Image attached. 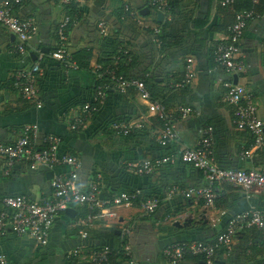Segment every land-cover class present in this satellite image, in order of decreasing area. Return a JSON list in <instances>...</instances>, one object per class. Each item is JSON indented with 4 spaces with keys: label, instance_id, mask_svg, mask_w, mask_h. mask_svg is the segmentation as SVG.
Wrapping results in <instances>:
<instances>
[{
    "label": "crops",
    "instance_id": "obj_1",
    "mask_svg": "<svg viewBox=\"0 0 264 264\" xmlns=\"http://www.w3.org/2000/svg\"><path fill=\"white\" fill-rule=\"evenodd\" d=\"M3 1L0 0V4ZM70 1L25 0L15 10L19 18H34L38 26V34L29 43L26 54L16 52V36L0 27V142L10 144L16 140L24 125L37 124L38 144L45 136H53L59 139V155L72 154L80 159L76 181L80 189L87 190L100 177L98 181L104 199L122 190L123 186V189L129 187L140 192L148 191L152 186L160 187L165 198L150 217H145L138 205L110 210L113 217L109 214L96 216L92 226L86 229L89 234L87 240L80 234V210L76 211L75 220H68L66 214L67 217L61 216L55 221L46 246H40L28 237H18L10 229L6 236L0 238V255H4L9 264H68V253L73 249L98 245V237L104 238L102 245L112 243L107 239L109 233H120L121 229L128 227L131 229L127 238L130 259L122 264H167L164 250L168 246L217 236L225 230L235 213L252 207L264 212V194L243 191L236 196L228 192L226 187H233L228 183L216 184L215 198L220 201L211 208H206L202 200L186 198L180 192L168 196L170 189L176 186L189 189L206 185L203 174L177 164L158 169L149 178L129 181L125 178L126 183L123 178L126 163L132 159L157 160L161 156L178 154L184 147L198 148L204 131L211 126L215 130L213 157L218 166L264 172V154L257 159L258 167L255 166V151L250 158H243V153L251 148V139L234 126L233 106L226 101V84L229 81L240 83L246 94L253 96L258 116L264 122V14L248 24L241 43L245 66L241 72L230 76L215 70L208 56L211 47L227 38L223 32L209 31L219 22L218 0H183L168 29V34L172 36L169 42H181L162 53L149 32L144 30L153 28L164 19L158 22L160 12L150 9L151 0H77L82 19L69 31L68 48L72 53L90 50L92 69L69 70L53 60L44 63L39 106L22 97L14 86V79L21 70L29 68L36 59L43 58L44 53L56 47V28L65 18ZM127 10L141 15V24L129 19ZM204 21H207L204 30L209 32V40L203 50H199L195 34ZM100 22H105L108 30L116 31L119 39L125 41L136 54L140 63L131 67L127 76L152 72L156 78L166 74L182 76L187 60L192 59L195 72L191 85L192 115L176 123L180 139L166 150L155 142L160 126L153 102L141 98L133 90L109 93L98 114L84 129L71 130L70 123L79 113L82 101L94 93L98 81L96 69L107 65L115 50V43L99 33ZM149 81L152 83V80ZM115 120L131 124V136L115 135L110 129ZM140 124L142 128L138 127ZM5 170L0 159V197L21 195L32 200L49 198L52 195L53 174L67 172L65 167L54 171L44 167L32 169L27 161L17 162L8 176L4 174ZM3 211L7 210L0 203V213ZM188 219L191 224L184 227ZM177 223L181 226H175ZM262 232L261 250L253 252L246 249L244 243L236 241L230 252L220 250L213 264H264V229ZM181 264L206 263L202 258L189 257Z\"/></svg>",
    "mask_w": 264,
    "mask_h": 264
},
{
    "label": "built area",
    "instance_id": "obj_2",
    "mask_svg": "<svg viewBox=\"0 0 264 264\" xmlns=\"http://www.w3.org/2000/svg\"><path fill=\"white\" fill-rule=\"evenodd\" d=\"M25 0H4L0 4V27L9 30L17 38L16 52L28 53L27 48L32 39L38 34V26L34 18L20 19L14 15V6L23 3ZM234 0H222L221 4L230 5ZM151 6L160 13H165L168 7V0H152ZM130 17L141 24L140 18L134 11L127 10ZM258 17V16H257ZM256 18L254 11L239 13L235 22L229 27L227 38L219 42L214 50V69L224 70L230 76H235L244 68V59L241 51V43L251 20ZM76 20L65 16L58 24L56 30V48L49 53V57L60 62L66 69L77 70L78 66L68 49L67 30ZM102 35L107 33L105 22L99 24ZM156 33L159 32L154 27ZM42 58L34 62L32 66L21 70L14 79V86L22 97L30 102L41 105L38 99L39 88L38 78L43 75L41 66ZM187 70L184 80L179 86L192 85L195 79L192 59L187 60ZM108 76L112 86L120 90L134 89L145 100H151V93L147 85L140 80H126L119 76L115 68L108 69L101 73L99 78ZM107 85L97 87L93 94L92 101L80 107L79 113L70 123L73 131H80L90 122L94 113L98 112L99 106L104 104ZM226 101L233 106V124L241 131H249L253 137V147L243 153V158H250L252 151L261 149L264 146V122L258 116V108L254 98L246 94L245 88L238 82L229 81L226 84ZM153 109L157 112L164 126L157 133L156 141L163 147H169L180 139L174 118L165 106L160 102H153ZM179 119L185 120L192 115L188 107L178 109ZM173 120V121H172ZM138 127L142 128L140 124ZM110 129L117 136H129L132 133V125L126 121H118L111 124ZM39 126L37 124L24 125L16 138L10 144L0 142V159L3 160L8 176L14 165L22 160L29 162L32 169L44 167L54 171L56 168H67L66 173H54L51 179L52 195L41 200H32L26 196H4L0 197V203L7 211L0 213V238L6 236L11 229L18 237H28L35 240L38 245L46 246L50 232L55 221L68 208L75 205L85 206L87 216L80 220L82 228L89 229L92 222L99 215L109 214L114 216L110 210L120 207H131L136 205L141 195L140 191L133 193H120L111 199H101V189L98 177L92 182L87 190L77 186L78 171L81 161L72 154L59 155L57 148L59 139L53 136H45L41 144L37 143ZM213 128L208 127L204 131L198 148H182L178 154L167 155L157 160H140L126 163L128 172L135 175H150L164 164L182 162L193 166L202 172L206 185L204 187L179 189L177 186L170 189L168 196L180 192L186 198L202 200L206 208H211L216 197L215 186L225 182L232 186L239 187L246 193L264 194V172L250 169H221L213 157ZM158 206V200H147L140 203L144 214H152ZM255 227L264 229V212L257 208H250L242 212L235 219L231 220L225 230L217 235L215 244L206 242L175 243L164 250L167 264H181L186 256H201L206 264H213L216 251L219 248L227 253L232 250L235 234L242 228ZM127 234L131 229L127 228ZM81 237L87 238L88 234L81 231ZM129 253V247H126ZM111 250L108 246L100 250H93L86 247H78L68 253V258L84 262L101 263L107 262ZM0 264H9L4 255H0Z\"/></svg>",
    "mask_w": 264,
    "mask_h": 264
},
{
    "label": "trees",
    "instance_id": "obj_3",
    "mask_svg": "<svg viewBox=\"0 0 264 264\" xmlns=\"http://www.w3.org/2000/svg\"><path fill=\"white\" fill-rule=\"evenodd\" d=\"M76 1L77 0H71L70 3L67 4L68 12H67L66 16H69V17L75 19L76 23H77L79 20L82 19V12L80 11L79 4ZM151 1H150V3H151ZM182 1L183 0H168L167 10L165 13H163V15H164L163 22L158 23L156 26H154V27H157L159 29L158 33L155 32L154 27L153 28H151V27L150 28L149 27L144 28V30L149 32V35L151 36L152 41L160 49L161 53L165 52L169 47H171L173 45H177L181 42V40L175 41V42H169V39H171L170 37H172V36H170L168 34V29L173 22V17L175 16L176 10L181 7ZM221 1L222 0H218V3H219L218 4L219 22L209 30V31H212L211 33L216 31V32H223L226 35H228L229 27L232 26V24L235 22L236 16L239 13L254 11L256 14V18H257V16L260 17L262 14H264V0H234L233 3L230 5L229 4L223 5V4H221ZM22 4L23 3L14 6V15L16 17H18V16L16 15L15 10ZM150 9L155 13H159V11L151 5H150ZM137 15L140 19H142L141 15H139L138 13H137ZM127 17L129 19L135 21L132 17H130L128 11H127ZM99 24H98V30H99ZM74 25H75V23L71 24L68 27L67 35L69 34L70 29ZM206 25H207V21L202 22L198 27L199 28L198 33L195 34V40L197 41L196 43L200 44L199 48H198L199 50H203V48L207 44V41L209 40V32L204 30ZM56 30H57V28H56ZM99 33L101 34L100 30H99ZM104 36H105L104 38L115 43V50L113 52L112 58L110 57V59H109L110 62H108L107 65H104L103 67H100L99 69H96L95 74H96V78L98 79V81H97V85H96L93 92L95 93L97 87L104 86V85L108 86L106 91H105L106 96H108V94L111 92H116V91L117 92H123V90L117 89V88L112 86V83H111L110 78L108 76L105 75L102 78H99V75L101 73H105L108 69L115 68L117 74L119 76H122L126 80L134 79V80L143 81L147 85V87L151 93V101L152 102H160L163 106H165L168 113H170L172 115V117L174 118L175 123L180 121L178 109L181 107L190 108V106H191L190 101L193 100L192 94H191V91H192L191 85L179 86L182 84V82L184 80V76H185V73L187 70V65H188L187 62H186L185 70H184L182 76L177 75V74L167 76V74H166L164 76H161V78H156V75L153 74V72L152 73H140V74L135 75V76L134 75L127 76L129 69L131 67L133 68L134 66H138L140 63V62H138V58H137L136 54L133 52V50L128 46V44L125 41L119 39L118 33L116 31L107 30V33ZM217 44L218 43H216L213 47H211V50L208 53L209 60L211 61L213 67L215 66V64H214V50H215V46ZM67 46H68V41H67ZM54 49H52L50 52L44 53L43 58L41 60V66L44 63H46L47 61L52 60L49 57V53H51ZM71 54H72L73 59L75 60L77 66H78L77 71L78 70H80V71L81 70L91 71L92 68H90V63H89V58L91 56L90 50H82V51L76 52V53L71 52ZM36 61H38V59H36ZM222 71L224 72V70H222ZM43 76L44 75L39 77L38 81H37L39 92H40V88L42 87ZM149 80H152V83H150ZM131 90L136 91L134 89H128V90H125V92L131 91ZM94 93H92V95L90 94V96L88 98H86L82 101L81 107L83 105H85L86 103L92 101V97H93ZM101 108H102V105L99 106L98 112L100 111ZM98 112L94 113L93 116L97 115ZM157 119H158V124L160 126V129H162L164 126V122L159 117ZM232 119H233V117H232ZM118 121H120V120H115L112 123L118 122ZM232 122H233V120H232ZM214 131L215 130L213 128V135H214ZM244 132L250 136V139H251L250 147L252 148L253 147V141H254L253 137L251 136L249 131L245 130ZM129 136H131V134ZM129 136H126V137H129ZM155 142L160 148H163L165 150L168 148V147H163V146L159 145L156 140H155ZM213 146H214V144H213ZM251 148H249V150ZM249 150H246V151H249ZM262 154H264V146L261 149L255 151L254 159L256 161L255 162L256 167H258V160L257 159ZM213 155H214V148H213ZM163 157H165V156H161L159 158L161 159ZM132 160L136 161V159H132ZM22 161H25V160H22ZM176 164H177V166H181L184 168L185 167L192 168L196 173L202 174L201 171H199L198 169L194 168L193 166H191L189 164L182 162L181 160L177 161L174 164H164L159 169L162 170L166 167H173V166H176ZM218 167L221 169H228V168L223 167V166H218ZM149 176L150 175H146V174H144V175L132 174V173L127 171L126 167H125V171L123 172V178H124L125 183L127 180L129 181V180L134 179V178H149ZM125 178H126V181H125ZM220 184H227V183L223 182ZM123 187L121 188L122 190H117V192L115 191V192L111 193L105 199H111V198H113V196L120 194V193H123V192L133 193V192H135V190H137V189H131L129 187L123 189ZM179 187L182 190H184V189L186 190V188H184L183 186H179ZM226 188H227L228 192H232L233 195L235 194L236 196H238V195L240 196L241 194H243V190L239 187L227 186ZM216 193L217 192L215 190V194ZM164 198L165 197H164L162 188L152 186V187H150V189H148V191L142 190L141 195L139 197V200H138V202H136V205L140 206V203L145 202L147 200H158V206L155 209V211L152 214H144L145 217H150L156 213L157 209L160 207L161 202ZM219 201H220L219 199L215 198L214 204H215V202L218 204ZM230 207H231V204H230ZM73 208L78 212L80 210L79 218L83 219L87 216V208L85 206L75 205V206H73ZM241 213L242 212H240L238 214L237 213L233 214V216L229 219L227 224L231 220H233L237 216H239ZM61 216L67 217L68 215L66 216V213L63 212L61 214ZM67 219L70 221L73 220V219H71L70 216H68ZM127 228L128 227L121 229L120 233L111 231L109 233V235H108L109 237L107 239L112 240L113 241L112 243L105 242L102 245L101 241L104 238L102 239L101 237H98V240H99L98 245H94V244L86 245L85 246L86 248H90L93 250H100V249L104 248L105 246H108L111 250L107 262H101V263L88 262V264H122L124 261L129 260L130 259V251H129V253H127L126 246H127V238L130 234H127V232H126ZM84 229L86 230V228H81L80 231H82ZM80 231H79V233H80ZM86 232H87V230H86ZM88 237L89 236H87L86 240L88 239ZM216 238H217V236H214L210 239L200 240L198 242H206V243L215 244ZM236 241L244 243L246 245V249H250L251 251L255 252L256 250H261V247L263 246V232H262V230H259L255 227L242 228L234 236V244ZM189 243H193V242H189ZM234 244H233L232 248H234ZM116 247H118V248L116 249ZM220 250L223 251L224 249L219 248L216 251V254ZM216 254H215V256H216ZM189 257L202 258L201 256H186L185 258H189ZM214 260H215V257H214ZM67 261H68V264H82V261H79V260L73 259V258H68Z\"/></svg>",
    "mask_w": 264,
    "mask_h": 264
},
{
    "label": "water",
    "instance_id": "obj_4",
    "mask_svg": "<svg viewBox=\"0 0 264 264\" xmlns=\"http://www.w3.org/2000/svg\"><path fill=\"white\" fill-rule=\"evenodd\" d=\"M163 16H164L163 13H159V14H158V22H161V21H162ZM100 197H101V199H104L102 194H101ZM65 213H66L68 216H70L71 218H73V217H75V215H76V210H75L74 208H68V209L65 211ZM189 224H191V220L188 219V220L183 224V226L185 227V226H187V225H189ZM175 226L180 227L181 224H180V223H177ZM82 264H88V263H82Z\"/></svg>",
    "mask_w": 264,
    "mask_h": 264
}]
</instances>
